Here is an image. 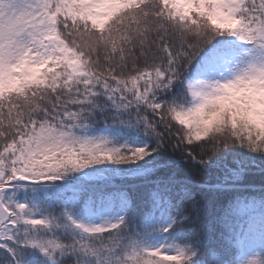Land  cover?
I'll use <instances>...</instances> for the list:
<instances>
[{
	"label": "snow or ice",
	"instance_id": "snow-or-ice-1",
	"mask_svg": "<svg viewBox=\"0 0 264 264\" xmlns=\"http://www.w3.org/2000/svg\"><path fill=\"white\" fill-rule=\"evenodd\" d=\"M0 264H264V0H0Z\"/></svg>",
	"mask_w": 264,
	"mask_h": 264
}]
</instances>
